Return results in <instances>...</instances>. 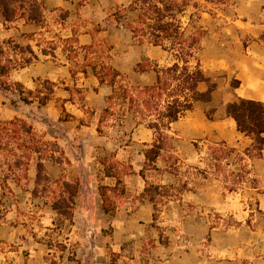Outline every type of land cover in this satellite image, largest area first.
<instances>
[{
	"label": "rangeland",
	"instance_id": "374dc122",
	"mask_svg": "<svg viewBox=\"0 0 264 264\" xmlns=\"http://www.w3.org/2000/svg\"><path fill=\"white\" fill-rule=\"evenodd\" d=\"M43 1V25L6 23L0 13V68L14 67L6 77L0 72V121L17 118L34 138L0 147V264H264V147L255 150L224 111L235 97L264 103V0H152L187 39L182 46L194 52L187 61L172 40L166 48L135 40L125 23L137 24L138 10L116 20L137 0ZM194 37L199 42L189 47ZM24 57L33 60L21 67ZM143 62L198 67L218 85L211 103L162 129L166 148L148 167L145 151L159 134L117 96L156 83V71L136 70ZM104 66L119 71L114 86L100 83ZM46 80L55 83L46 104L2 87L19 82L45 95ZM63 112L74 118L63 120ZM16 141L37 148L27 155ZM105 159L127 188L113 214L99 193L101 184H116ZM39 162L47 181L38 182ZM150 184L168 190L156 206L143 196ZM70 196L66 219L54 204Z\"/></svg>",
	"mask_w": 264,
	"mask_h": 264
},
{
	"label": "trees",
	"instance_id": "16d2710c",
	"mask_svg": "<svg viewBox=\"0 0 264 264\" xmlns=\"http://www.w3.org/2000/svg\"><path fill=\"white\" fill-rule=\"evenodd\" d=\"M159 2L164 3V0ZM168 5V4H167ZM139 11V16L136 21H127L125 25L131 29L135 40L139 43H144L145 38L150 40L155 46H163L165 40H172V43L179 45V55L186 61L194 56V52L184 49L182 46L184 39L177 28H173V24L164 21L162 10L158 3H152V0H137L124 11L118 10L113 14L118 22L126 19L127 11ZM45 4L43 0H0V13L6 23H12L18 20L35 23L37 25L44 24ZM199 42V38H191L188 40L189 47L194 46ZM34 54L31 47L27 48ZM0 52L3 53V47L0 44ZM31 57H24L21 61V67H24L32 62ZM14 67L11 63H3L0 68L1 75L6 77ZM137 71L147 72L156 71L157 81L150 86L135 88L136 94L130 93L126 88H121L117 91V96L123 99H129L130 110L133 114L139 117L141 123H147L148 127L153 128L158 134V141L145 151L146 166H154V163L160 159L162 151L166 148L167 137L162 132V129L167 127L171 122L176 121L185 112L193 110L197 103L209 104L213 101L215 92L217 91V83H213L204 75L203 71L198 67L194 70H189L187 66L182 68L175 64L166 69H160L158 66H153L148 62L139 63ZM101 84L115 85L119 71L112 67L104 66L97 71ZM205 84L206 90H201L200 86ZM240 85L238 80H233L231 86L235 89ZM55 83L46 80L44 87L48 92L42 94V89L36 93L32 90H27L25 87L16 82L13 85L3 82L2 87L6 90H18L20 99L26 103H30V96L38 98L41 104H46L51 99L50 94L53 92ZM43 87V89H44ZM224 111L227 117L235 120L238 130L245 135L254 139V149L260 151L264 147V103L256 100L235 97L224 106ZM215 108L206 111L209 119L215 118ZM153 117V118H151ZM73 115L63 112L62 119L65 121L72 120ZM81 124H85L81 121ZM100 130V129H99ZM28 136L26 141L32 142L34 138L31 135V129L26 123L15 118L9 121H0V147L6 148L12 145L9 139L16 140L24 139L22 135ZM21 136V137H20ZM20 137V139H19ZM16 141V143H19ZM19 143V148H25L27 155H30L37 147H32L30 144ZM36 146V145H35ZM230 153V150L227 151ZM105 164L104 172L108 177L116 178L114 186L101 184L99 193L103 202V209L106 213L113 214L118 208V199L123 197L127 188L121 178L115 163L103 160ZM38 182L47 181L49 177L46 174L45 166L42 162L38 163ZM142 174L144 172L142 171ZM168 190L159 185H148L143 196L150 202L157 205L158 198L167 195ZM73 196L66 199V204L55 202L54 208L58 215L63 218H72ZM155 219H158L159 212L155 213Z\"/></svg>",
	"mask_w": 264,
	"mask_h": 264
}]
</instances>
